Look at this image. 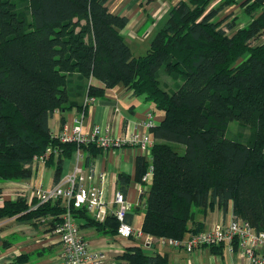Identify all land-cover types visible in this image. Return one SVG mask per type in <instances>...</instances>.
I'll return each instance as SVG.
<instances>
[{"label": "trees", "instance_id": "1", "mask_svg": "<svg viewBox=\"0 0 264 264\" xmlns=\"http://www.w3.org/2000/svg\"><path fill=\"white\" fill-rule=\"evenodd\" d=\"M107 2L0 0V182L28 181L35 156L54 166L55 183L77 149L89 167L102 147L61 141L49 119L56 111L85 115L86 97L101 98L105 89L122 83L163 114L149 128V181H142L149 164L142 155L136 158L135 180L143 187L145 207L140 230L183 239L206 229L195 211L204 215L230 203L235 216L264 233V41L259 42L264 0H177L143 55L133 54L120 32L128 20L109 11ZM222 11L230 14L220 16ZM159 71L171 78L164 87ZM230 121L236 129L226 133ZM66 122L61 115L60 129ZM129 181L117 174V190L124 196ZM67 211L79 229L117 234L120 222L113 213L98 220L84 207H64L61 199H4L0 219L31 220L52 233ZM225 246L200 247L219 256ZM230 247L236 250V239ZM27 258L23 254L17 261ZM117 259L168 262L167 255L145 253L139 244Z\"/></svg>", "mask_w": 264, "mask_h": 264}, {"label": "crops", "instance_id": "2", "mask_svg": "<svg viewBox=\"0 0 264 264\" xmlns=\"http://www.w3.org/2000/svg\"><path fill=\"white\" fill-rule=\"evenodd\" d=\"M176 1L108 0L106 6L112 13L127 18V24L120 32L125 41L127 40L131 50L133 47L137 50L135 52L132 50L133 54L141 55L140 46L143 43H140V46L137 43L139 34L150 37L147 46L145 44L146 51L153 35L163 25L167 19V12ZM237 12L238 9L234 11V13ZM262 41H264V34L260 37L259 42ZM148 112L151 114L154 125L163 118L162 112L153 110L152 105L143 96L134 95L130 89L122 83H118L114 87L105 89L103 97L96 98L88 104L87 112L82 118V131L90 133L97 125L102 129L108 128L109 135L114 137H127L132 132L142 135L147 130L144 125L147 122ZM78 114L80 112L77 113L75 110L63 114L56 111L51 118V132L54 134L60 129L61 115H65L67 123L70 124ZM140 154L138 148L129 144L110 146L102 148L89 166L95 174L103 173L104 179L101 186L104 190L103 200L107 206L106 214H112L116 209L113 197L117 190V174L122 172L130 177L125 194L130 209L126 215L128 216L127 223L136 230L140 229L145 212L143 200L140 198L141 184L135 180L136 158ZM83 163V160L80 161V165L86 170L88 167H85ZM36 164L33 174L38 170L39 163ZM72 169L71 158L66 159L63 162L61 176L72 172ZM54 183L53 180L51 186ZM27 186L42 188L40 182L37 181V173L32 175L28 181L0 182V199L3 201L4 199L14 200L17 196L22 195L30 200L33 197V190ZM230 212L229 203L225 210L213 206L211 209L208 208L204 215L195 211L194 217L196 221L203 222L205 228H208L212 223L226 222ZM75 221L80 223L78 220ZM88 228L91 227H83L79 230L90 248L94 250L112 247L124 251L129 246L142 245L140 240L125 239L118 235L103 236L96 230L91 231ZM43 230L42 225H34L31 220H20L16 217L0 219V264H61V246L58 237L53 233L43 232ZM144 248L149 250L148 254L159 252L167 255V264H247L245 257L240 252L231 251L228 246L224 247L219 256L213 255L208 247L186 251L183 248L159 246V244L153 243L150 246H144ZM23 254L28 255L27 261L18 262L17 258ZM117 255L119 254L108 253V258L115 264H124L122 260L117 259Z\"/></svg>", "mask_w": 264, "mask_h": 264}, {"label": "built area", "instance_id": "3", "mask_svg": "<svg viewBox=\"0 0 264 264\" xmlns=\"http://www.w3.org/2000/svg\"><path fill=\"white\" fill-rule=\"evenodd\" d=\"M93 100V98L86 97L84 103L89 104ZM83 116L84 113L80 112L75 116L73 122L70 121V124L66 122L60 131L53 135L59 137L63 142H93L102 148L122 146L123 144L134 146L138 148L141 152L140 155L149 164L147 172L142 176V181H149L152 175L150 150L153 145L149 128L154 125L150 112L147 113V122L144 125L147 130L144 134L140 135L137 132H132L129 136L122 138L110 136L108 128L102 129L97 125L90 133H84L82 131ZM74 152L71 157L72 172L61 176L58 182L54 183L49 189L27 187L32 188L33 197L37 199L38 203L61 199L64 207L68 208L71 204L75 208L84 207L93 218L101 220L107 213V206L103 200L104 190L101 186L104 179L103 173L95 174L90 167L84 170L80 165V161L83 160L82 150L77 149ZM44 157L35 156L32 161L33 164L43 162ZM140 190L143 192L142 185ZM113 203L116 205L113 214L120 222L116 234L119 237L140 240L145 247L157 243L161 246L183 248L186 251L194 250L200 246H210L218 242L226 243L228 249L231 250L230 243L233 239H236V250L245 257L247 264H264V233L254 231L247 221L238 218L232 212H230L228 220L224 223H212L203 231L190 233L183 239H172L154 237L149 233L142 232L140 229H133L125 221L130 206L121 191H115ZM2 204L3 200L0 199V206ZM41 220H44V218H41ZM52 233L58 237L60 242L61 264H115L114 261L108 258V253H123V249L117 250L112 247L99 250L90 248L69 211L65 213L63 220Z\"/></svg>", "mask_w": 264, "mask_h": 264}, {"label": "rangeland", "instance_id": "4", "mask_svg": "<svg viewBox=\"0 0 264 264\" xmlns=\"http://www.w3.org/2000/svg\"><path fill=\"white\" fill-rule=\"evenodd\" d=\"M233 10L235 11L234 8H232V11ZM220 14H221L220 16H223V15L230 14V13H228V11H227V12H223V13L221 12ZM244 21H247V19L245 18ZM146 28H148V27H146ZM144 35L145 34L141 35V33H140L139 34V40H137V43H138L139 46H140V43H143V45L140 46V50H141L140 53L142 55L144 54L145 48H147V47H145V44L147 46V43H148L149 38H150L149 36H144ZM132 50H133V52L137 51V50H135L134 47H133ZM158 78H159L162 86L164 85V83H169L171 81V78L168 75L161 73V71L158 72ZM172 89H174V88H172ZM49 125L51 127V119H49ZM53 129H55V128H53ZM235 129H236V121H230L228 123V125H227L226 133L234 132ZM176 149L179 150V151L183 150V148L180 145H178V147H176ZM35 166H37V164H35ZM53 171H54V166L53 165L45 166L43 162H39L38 170L36 171V173H37V181L40 182V184L42 185V188L49 189L51 187V184L53 182ZM35 174H33V175H35ZM88 229H90L91 231L95 230L93 227L88 228ZM144 251H145V253L149 252V250L145 249V248H144Z\"/></svg>", "mask_w": 264, "mask_h": 264}]
</instances>
